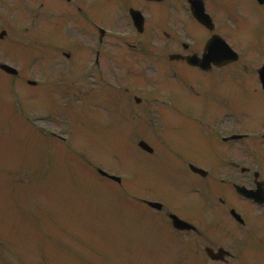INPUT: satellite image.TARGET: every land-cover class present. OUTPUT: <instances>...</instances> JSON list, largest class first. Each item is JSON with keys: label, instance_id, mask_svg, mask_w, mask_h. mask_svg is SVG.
I'll use <instances>...</instances> for the list:
<instances>
[{"label": "rangeland", "instance_id": "obj_1", "mask_svg": "<svg viewBox=\"0 0 264 264\" xmlns=\"http://www.w3.org/2000/svg\"><path fill=\"white\" fill-rule=\"evenodd\" d=\"M75 1L82 7V10L83 8L86 10L89 17V25H95L98 18L100 20H103L105 17L107 18V12L111 8H115L117 0ZM41 3H44L45 6H42ZM65 3V0H7L5 4L9 7L7 10L14 11L13 15L15 17L17 15L21 17L22 10L28 5H35L37 14L41 15L49 4L51 5L50 10L55 11L61 5L63 8ZM16 4L18 6H15ZM56 4L59 5L56 6ZM221 4L228 10H242L245 13L236 25V35H232L234 28L232 25H229V41L235 44L236 50L243 53L244 59L237 66L239 68L249 66V68L257 69L264 62V56L262 55L264 44L259 40L260 35H264V18L261 17L264 16V10L259 9L253 0H223ZM147 6L156 11L154 23H157L158 20L162 22L165 19V11L160 5L147 4ZM17 8L22 10H18ZM64 14L66 15V13ZM48 20L53 23V27L50 26L51 30L49 28L47 31L49 30L51 33L56 27L58 28V31L53 33L58 38V44L52 42V46L58 45V47L54 52L50 51L55 47L50 48V42L45 44V42L39 40L36 51L37 53L42 52L41 56L45 57H51L52 53H54L55 60L52 61L51 66H48L46 60H38L35 63H30L29 60H20L19 62L18 59H13L12 57L6 58V53L3 58H0V62L14 64L20 70V74L15 80L0 75V80H7V83L4 85L0 82L1 88L3 86L7 87V90L4 92L0 88V114L7 115L4 117V120H9L8 106L14 107L24 113L31 112V114H28L29 120L27 124H25L26 121L18 120L14 124L12 123V126L7 130H4V134H0V170H13V167L18 169V171L16 169V172L0 171V264H35L34 260L37 261L36 264H100L98 263L97 256L94 258L92 252L95 255L98 254L99 258L103 261L101 264H175L176 258L167 255L170 247H132L135 246L134 243H141L142 231L139 227L126 226L123 223L121 218H123L122 213L125 211V208L122 206L120 200H125L124 197L126 196L134 199V196L125 192L123 194L126 196H124L116 190L111 191V188L99 185L97 172L95 173L89 169L90 165H94L103 170L110 171V173L115 172L116 175L126 179V183L129 182V184L133 182L132 178H135L140 184L142 183V188L137 190V193L144 196L143 193L148 190L147 181L149 173L153 178H161L156 170L159 169L158 167L162 159L170 162L171 157L168 155H157L149 160V158L132 146L133 140L136 143L140 141L138 133H134L132 138L126 135V140L120 137L106 136L111 132L113 126V123L107 120L108 116L106 114H97L91 118L81 112V119L78 115L72 118L71 113H78L75 101L80 100L82 97L79 95V98L74 101L70 96V92L65 90L64 85L65 80L71 78L67 77L71 73L70 66L73 65V67L78 69L79 61L81 63V57L85 54L89 58L92 57L90 62L95 60L99 48L103 53L101 55L100 52L102 71L105 70V67L109 66L110 56L113 55L112 51H114L116 57L129 56L136 60L147 50V57L152 59L151 56L156 47L154 38L158 36V33H154L153 27L149 26L143 39L148 44L145 51L140 46L143 40L137 38H134V41L128 44L121 40L113 39L110 36L100 46L99 33L94 26L88 32L79 29L78 24L80 21L76 18H69V22L65 26L54 23L49 16ZM150 23H152V19ZM5 24L2 30L9 29V23L5 22ZM219 24L225 28L223 23L219 22ZM101 26H104V29H108L109 27V25ZM120 30L126 29L120 28ZM190 30L192 35H204L203 31L195 24H193ZM16 31H20L23 35L21 30H13L11 37L16 35ZM126 45L133 50L131 53L127 51ZM1 46L4 47L3 50L5 48L8 51L11 50L7 49V44ZM30 46L33 47L34 44ZM246 46L250 51L260 52L249 55L246 51ZM92 47H94V50L90 51ZM45 48L50 49L44 51ZM136 48L138 49L136 50ZM64 54H70L72 59L69 61L66 58L64 59ZM86 62L87 59H84L82 65H86ZM134 63L135 67H145L142 61L138 62L136 60ZM150 64L148 62L146 66L148 67ZM59 72H62L63 76L59 75ZM153 72L151 71V73ZM104 73L102 72L103 76L107 77ZM70 76H72V73ZM79 76L81 77L80 74ZM204 76L208 78L207 81L203 82L205 87H209L211 84L220 85V82H217L211 76ZM192 77L197 78L194 75ZM82 78L84 79L83 76ZM199 78L202 79L201 77ZM29 80L40 83V91H46L47 89V94L53 97L54 95L50 91V88L57 85L61 89V93L64 96L62 98L59 96V109L55 108L51 111V115L61 111L60 115L47 117L48 106H54L56 103L52 97L48 99L47 94L46 98L43 97L39 101H33L28 104L30 107H37L34 110L27 109L26 112L22 106V103H26L25 100H31L29 95L21 96L20 101L24 100L22 103H18V107L20 108L16 107L15 102L19 101L16 93L19 94V91H21V93L30 94L26 90L29 87H25ZM85 84L91 87V82L87 78L85 79ZM243 84H237V87L233 88L235 89L233 92H224L223 88L220 89V87L213 88L217 90L212 95L213 99L210 101L205 99L201 105L208 108H203L201 111V115L208 118L204 125H207L211 119L216 118L215 116L226 117V110L235 105L238 108L237 112L240 113V116L244 120H240L242 130H259L264 127V105L260 104L258 95L255 93L254 87L248 84V80L244 81ZM228 85L231 90L233 83L229 82ZM92 88L98 91V87L92 86ZM213 89L209 90L206 95ZM12 91L14 92L13 97L11 96ZM143 95L145 94L143 93ZM107 97L108 95L105 98ZM107 99L110 100L109 97ZM184 99L187 100L188 98L185 97ZM122 102L121 104L125 108L116 106L115 111L118 112H115L116 119L114 122L115 125L118 124L117 128L121 132L129 125V120L121 121L119 110H123L125 114L126 110H128L129 115L132 117L140 116L138 111L131 109L129 101L127 102L122 99ZM226 102L228 106H226ZM96 103V108L99 111L107 113L106 111L109 108L101 107L99 96L96 98ZM44 104H48V106ZM189 107L190 109L197 108L195 104H190ZM3 108H6V110H3ZM13 113L15 114L14 111ZM129 115L127 114V116L122 117L127 119ZM77 119L78 122L75 124ZM126 124L128 125L126 126ZM16 127L20 128L16 129ZM180 127L183 130L182 136L188 140L184 143L188 148L186 157L193 160V163L198 166L211 165L210 160H214L218 146L213 140H209L207 131L200 126V121L191 119L181 121ZM34 129L46 134H50L52 131L65 139V144L63 145L67 149L72 147L71 151L75 152V157L81 161L83 166L78 167L77 171L74 170L75 165L72 166L71 163L64 164V166L71 173L70 179H73L78 185L83 187L77 188L73 186L74 182L69 180L68 176L63 174L64 172L57 171L53 167L52 161L47 164V159H49L46 153L47 146H44V148L33 146L41 140ZM137 130L138 127L135 131ZM13 132L20 133L26 138L29 137L31 141L27 139L26 144H22L11 136ZM73 137L76 141H74ZM131 140L132 144L130 143ZM71 144L74 146H71ZM65 146L62 148L65 149ZM77 146L78 149H82L81 156L77 155ZM254 149L258 154H255L254 150L249 148L248 145H245L244 150L241 151L240 157L245 159L247 166L249 165L250 168L254 167L255 161L264 165V139L259 140L255 144ZM51 157H54V154H51ZM1 158H4V164H1ZM71 162L76 163L74 157H71ZM76 172L79 173L78 177ZM54 173L62 175L65 181L57 182L56 179L52 178ZM52 179L55 180L56 187L57 185L59 187L63 185L61 189L55 187V192L53 193H51L52 188H50ZM91 182L95 185L98 184L97 187L99 189ZM157 183L159 184L158 181ZM126 186L128 187V185ZM163 187L164 189H168L171 185L163 180ZM106 196H109V198L106 199ZM117 196L120 197L113 198ZM128 209L134 214H142L138 208L134 210L132 207H128ZM1 219L4 220L1 222ZM31 220L33 221L30 222ZM29 228H34L35 239L29 233ZM126 228H129L131 231ZM24 230H27L25 235H23ZM35 247H37V254L40 250L44 249L40 257H33V255H36L34 252ZM98 248L100 249V253L97 251ZM100 259L99 261L101 262Z\"/></svg>", "mask_w": 264, "mask_h": 264}, {"label": "flooded vegetation", "instance_id": "obj_2", "mask_svg": "<svg viewBox=\"0 0 264 264\" xmlns=\"http://www.w3.org/2000/svg\"><path fill=\"white\" fill-rule=\"evenodd\" d=\"M179 6L175 5V10L178 12L176 19L172 17L167 22L165 21V23L168 26L171 25L173 29H177L178 34L180 31L185 32L190 39L189 32L184 27H180L184 23L183 20H180ZM187 18H189V14H187ZM204 31L206 32V30ZM162 32L163 35L159 40L160 54L168 48L183 58L191 55L201 56L199 54L200 44L198 48L195 45H187L183 41L182 36H175L171 29L168 31L163 30ZM175 63L187 66V63L183 60L174 62L172 65ZM189 70L197 77L193 79V83L203 86L202 82L208 79L204 75H208L217 82H221L219 86H227L228 67L213 68L209 73L193 68H189ZM165 71L167 75L160 73L158 70L157 85L170 90V82L172 81L170 76L177 78L180 75H185L186 69L167 67ZM211 86L219 87L215 84H211ZM257 86L260 88V84ZM146 107L144 110L146 115L151 114L152 110L158 113L157 118L161 120L162 124L159 131L167 133L181 128V125H172L176 123L181 124L178 121L179 117L174 115V106H160L159 100H147ZM232 107L233 111L236 112V106L232 105ZM201 108L207 107L202 106ZM215 117L206 125V130L209 140H213L217 144L218 151L216 155L222 156V162L216 165L218 176L216 177L215 174L213 180L209 182L217 188H223V193L224 191L227 193L218 198H211L203 207L202 212L196 213L195 217L192 202L188 198H184L178 202H166L161 211L162 219L167 220V217H170L173 213H177L181 219L197 226V230L194 232L179 234L180 236L188 235L185 240L188 244H192L188 240L191 236L195 245H190L189 247H207L215 251L224 249L229 253V258L218 263L212 262L214 264H264V205H257L242 198L235 190L237 186L256 190L260 185L261 190L264 191V171L260 173L259 178L258 176L255 178V175H251L252 171L246 169L241 163L243 158L240 156L241 151L244 150L245 140L234 139L227 142L229 137L235 138L243 134L244 130L240 126L241 119L235 115L233 117L227 115L226 117ZM194 120L197 121L198 117H194ZM207 120L208 118L204 117V122ZM187 141L183 136L179 138L174 136L165 137L163 146L159 150L163 153H173L178 156L186 155L188 148L184 143ZM228 156H232L230 162L228 161ZM232 211H236L239 218H236L232 214Z\"/></svg>", "mask_w": 264, "mask_h": 264}, {"label": "water", "instance_id": "obj_3", "mask_svg": "<svg viewBox=\"0 0 264 264\" xmlns=\"http://www.w3.org/2000/svg\"><path fill=\"white\" fill-rule=\"evenodd\" d=\"M197 13V18H198V20H200V21H202V22H204V20H206L205 19V17H204V12H203V10H201V11H197L196 12ZM205 23V22H204ZM225 50H226V48H225ZM227 51V50H226ZM228 53H229V57L231 58V52L228 50ZM8 72H10V73H12V74H14V72H12V71H10V70H8Z\"/></svg>", "mask_w": 264, "mask_h": 264}]
</instances>
